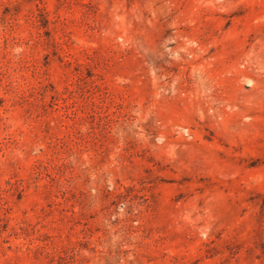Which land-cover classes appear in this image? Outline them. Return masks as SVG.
<instances>
[{
    "label": "rangeland",
    "instance_id": "rangeland-1",
    "mask_svg": "<svg viewBox=\"0 0 264 264\" xmlns=\"http://www.w3.org/2000/svg\"><path fill=\"white\" fill-rule=\"evenodd\" d=\"M0 264H264V0H0Z\"/></svg>",
    "mask_w": 264,
    "mask_h": 264
}]
</instances>
